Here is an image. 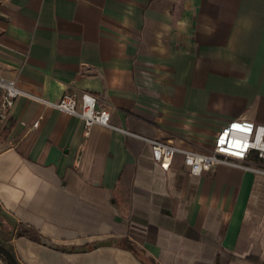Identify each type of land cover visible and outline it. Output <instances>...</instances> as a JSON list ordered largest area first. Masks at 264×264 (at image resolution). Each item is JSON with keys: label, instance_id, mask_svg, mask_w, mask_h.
Instances as JSON below:
<instances>
[{"label": "crops", "instance_id": "crops-1", "mask_svg": "<svg viewBox=\"0 0 264 264\" xmlns=\"http://www.w3.org/2000/svg\"><path fill=\"white\" fill-rule=\"evenodd\" d=\"M0 76L23 93L0 126L20 264H264V175L163 167L145 140L207 153L228 120L264 124V0H0ZM65 91L118 129L27 96Z\"/></svg>", "mask_w": 264, "mask_h": 264}, {"label": "built area", "instance_id": "built-area-1", "mask_svg": "<svg viewBox=\"0 0 264 264\" xmlns=\"http://www.w3.org/2000/svg\"><path fill=\"white\" fill-rule=\"evenodd\" d=\"M22 94L14 79L0 76V126L7 118L16 98ZM27 96L78 117L82 121L85 134H88L94 125L118 129L110 123L109 110L98 103L96 95L92 92L82 91L77 95L65 91L54 102ZM39 122L40 117L33 121L31 128H36ZM145 140L150 144L152 159L163 167H167L173 156L179 154L183 165L194 175L212 170L219 164L264 175V124L247 118L230 119L222 125L215 133L212 147L207 153L178 147L158 139Z\"/></svg>", "mask_w": 264, "mask_h": 264}, {"label": "water", "instance_id": "water-1", "mask_svg": "<svg viewBox=\"0 0 264 264\" xmlns=\"http://www.w3.org/2000/svg\"><path fill=\"white\" fill-rule=\"evenodd\" d=\"M0 255L9 263V264H20L13 253L6 248L3 244L0 243Z\"/></svg>", "mask_w": 264, "mask_h": 264}, {"label": "trees", "instance_id": "trees-1", "mask_svg": "<svg viewBox=\"0 0 264 264\" xmlns=\"http://www.w3.org/2000/svg\"><path fill=\"white\" fill-rule=\"evenodd\" d=\"M28 230H24V229H20V230H17L16 231V235H28ZM1 244H3L6 248H8L10 250V248L5 244L3 243L2 241H0ZM11 251V250H10ZM0 259H2V261L4 262V264H9L1 255H0Z\"/></svg>", "mask_w": 264, "mask_h": 264}]
</instances>
